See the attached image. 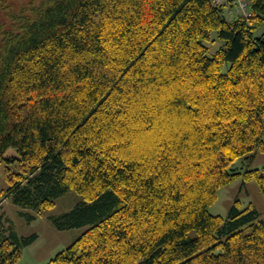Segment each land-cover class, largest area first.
Masks as SVG:
<instances>
[{
    "label": "trees",
    "instance_id": "obj_1",
    "mask_svg": "<svg viewBox=\"0 0 264 264\" xmlns=\"http://www.w3.org/2000/svg\"><path fill=\"white\" fill-rule=\"evenodd\" d=\"M246 1L0 0L3 197L82 196L50 220L87 230L47 264H264L252 204L209 212L240 177L264 197V166L235 165L264 154V0ZM37 239L0 217V264Z\"/></svg>",
    "mask_w": 264,
    "mask_h": 264
},
{
    "label": "rangeland",
    "instance_id": "obj_2",
    "mask_svg": "<svg viewBox=\"0 0 264 264\" xmlns=\"http://www.w3.org/2000/svg\"><path fill=\"white\" fill-rule=\"evenodd\" d=\"M206 45L212 54L220 48L222 42L217 40L216 32L212 33L211 41ZM9 154H16V150L10 149ZM235 165L237 166L236 170L241 173L247 170L261 169L264 166V154L256 153L253 159L242 158ZM7 187L6 165L3 164L0 166V217L12 223L19 237L38 236L32 245L22 251L17 264H47L87 230V227L59 230L50 220L51 217L70 212L82 201V196L77 192L66 193L45 210L33 211L14 205L9 198L5 199L3 191ZM236 200L241 201L242 208L252 204L261 214V219L264 220V197L259 185L256 180L246 182L243 177L219 189L217 200L209 208V212L213 215L227 217ZM29 214L34 216L32 222H28L24 217Z\"/></svg>",
    "mask_w": 264,
    "mask_h": 264
},
{
    "label": "built area",
    "instance_id": "obj_3",
    "mask_svg": "<svg viewBox=\"0 0 264 264\" xmlns=\"http://www.w3.org/2000/svg\"><path fill=\"white\" fill-rule=\"evenodd\" d=\"M227 1H232V8L233 5L235 7V10L238 12H241L243 15L249 17L251 16V13L248 10V3L246 0H215L216 4H226ZM234 9V8H233ZM233 11H231L232 13Z\"/></svg>",
    "mask_w": 264,
    "mask_h": 264
}]
</instances>
